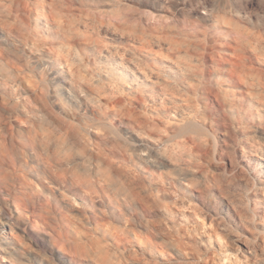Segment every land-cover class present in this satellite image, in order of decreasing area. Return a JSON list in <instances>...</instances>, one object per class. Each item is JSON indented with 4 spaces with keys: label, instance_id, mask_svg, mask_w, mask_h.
Wrapping results in <instances>:
<instances>
[{
    "label": "rangeland",
    "instance_id": "rangeland-1",
    "mask_svg": "<svg viewBox=\"0 0 264 264\" xmlns=\"http://www.w3.org/2000/svg\"><path fill=\"white\" fill-rule=\"evenodd\" d=\"M0 264H264V0H0Z\"/></svg>",
    "mask_w": 264,
    "mask_h": 264
},
{
    "label": "bare ground",
    "instance_id": "bare-ground-1",
    "mask_svg": "<svg viewBox=\"0 0 264 264\" xmlns=\"http://www.w3.org/2000/svg\"><path fill=\"white\" fill-rule=\"evenodd\" d=\"M233 23H237V22H233ZM231 42V41H230ZM240 43V42H239ZM223 44V47L221 50L219 49H216L218 50L216 53H218V57H222L221 60H217V62H219V66L221 68V70H223L225 73H226V76L228 77V81L231 83V84H235L237 85L238 81H237V77H236V74H237V68H238V65H239V62L240 60H242L243 58V55H241V53L239 54L237 51L239 50V45L238 46H235L233 45V43H223L221 42L220 45L222 46ZM243 44V43H242ZM216 45V44H215ZM218 45V44H217ZM240 46L242 47V45L240 44ZM244 46V45H243ZM255 46V45H254ZM244 48V47H242ZM253 48V47H252ZM245 49V48H244ZM215 50V47L211 46L208 48V51L206 53V56L205 58L207 60H210L211 58L213 59L214 57H217V56H214V54L212 53L213 51ZM211 51V52H210ZM245 55V54H244ZM220 59V58H219ZM251 59V58H250ZM216 65V64H215ZM252 66V65H251ZM18 68H16L17 70ZM20 69V68H19ZM218 69V68H217ZM251 69V68H250ZM219 70V69H218ZM240 70H243L240 68ZM255 71V70H254ZM257 71V70H256ZM240 72V71H239ZM263 72V71H262ZM10 73V76L11 77H14V79H17V75L15 74L14 71L12 72H9ZM7 73V74H9ZM148 73V72H147ZM242 73V72H241ZM240 75V74H239ZM263 75V74H262ZM241 76V75H240ZM242 82V81H241ZM18 83V82H17ZM16 83V84H17ZM228 83V82H227ZM15 84V85H16ZM22 85V84H21ZM238 86V85H237ZM210 87V86H209ZM208 87V88H209ZM211 88V87H210ZM214 88V87H213ZM215 89V88H214ZM234 89V88H232ZM240 89V88H239ZM236 90V89H235ZM209 97H208V100L211 101V102H218V104H220V94H218V92L216 93L214 90L209 89ZM208 95V94H207ZM233 97V96H232ZM228 101V100H227ZM226 109V108H225ZM125 110V109H124ZM120 111V110H119ZM121 114V113H120ZM227 131V130H226ZM256 138V137H255ZM259 139V138H258ZM67 140V139H66ZM260 141V140H259ZM249 144V143H248ZM243 146V145H242ZM24 192H21V195L17 194V193H14L12 195L13 199H14V202L17 206H22L23 203H24ZM3 214H7V212L5 210L2 211Z\"/></svg>",
    "mask_w": 264,
    "mask_h": 264
}]
</instances>
